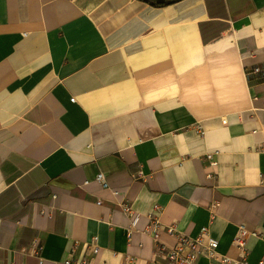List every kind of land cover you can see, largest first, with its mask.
I'll return each instance as SVG.
<instances>
[{
  "label": "crops",
  "instance_id": "0c3cea01",
  "mask_svg": "<svg viewBox=\"0 0 264 264\" xmlns=\"http://www.w3.org/2000/svg\"><path fill=\"white\" fill-rule=\"evenodd\" d=\"M152 221L264 261V0H0V264H156Z\"/></svg>",
  "mask_w": 264,
  "mask_h": 264
},
{
  "label": "built area",
  "instance_id": "2783aa9c",
  "mask_svg": "<svg viewBox=\"0 0 264 264\" xmlns=\"http://www.w3.org/2000/svg\"><path fill=\"white\" fill-rule=\"evenodd\" d=\"M261 72V67H254L253 69L247 71V76L257 75ZM72 100L74 101V99ZM206 158L212 166L216 165L213 155L209 154ZM97 181L103 187H108L106 177L103 173L97 175ZM123 210L129 215L132 227H135L138 221V215L127 204L123 205ZM160 230L161 227L158 221H152L146 229V232L152 234L154 240L157 242L154 253L156 264H197L201 257L209 258L212 261V264H225L231 262L230 258L218 254L217 250L219 243L217 240L209 236L207 228H203L200 235L196 238H192L187 235H178L177 243L174 247H169L159 241ZM167 231L174 235L176 229L175 227L170 226L167 228ZM130 232L132 233L131 230ZM249 234L250 232L244 225L239 227L234 245L241 251L242 254L239 261L234 262V264H248L249 250L247 248V238ZM84 249L91 256H96L99 252V246L96 243V238L92 242L85 244ZM41 250L42 245L40 240H35L33 243V251L37 253ZM62 264H90V261L87 256H84L78 259L67 258L62 262ZM124 264H136V262L131 259H127ZM260 264H264V261Z\"/></svg>",
  "mask_w": 264,
  "mask_h": 264
},
{
  "label": "trees",
  "instance_id": "16d2710c",
  "mask_svg": "<svg viewBox=\"0 0 264 264\" xmlns=\"http://www.w3.org/2000/svg\"><path fill=\"white\" fill-rule=\"evenodd\" d=\"M148 2L149 4L153 5L154 7H164L169 5L171 2H174L176 0H144Z\"/></svg>",
  "mask_w": 264,
  "mask_h": 264
}]
</instances>
